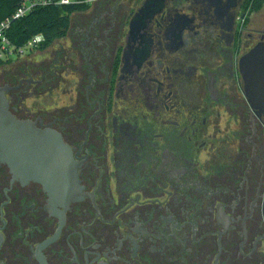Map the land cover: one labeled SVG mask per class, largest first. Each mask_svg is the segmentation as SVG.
I'll use <instances>...</instances> for the list:
<instances>
[{
    "label": "flooded vegetation",
    "instance_id": "1",
    "mask_svg": "<svg viewBox=\"0 0 264 264\" xmlns=\"http://www.w3.org/2000/svg\"><path fill=\"white\" fill-rule=\"evenodd\" d=\"M252 8L96 0L53 62L0 76L19 120L62 135L82 188L65 209L0 165L1 264H264V112L241 70L264 41Z\"/></svg>",
    "mask_w": 264,
    "mask_h": 264
},
{
    "label": "water",
    "instance_id": "2",
    "mask_svg": "<svg viewBox=\"0 0 264 264\" xmlns=\"http://www.w3.org/2000/svg\"><path fill=\"white\" fill-rule=\"evenodd\" d=\"M241 70L249 102L264 112V41L242 59ZM15 89L0 87V165L9 168L13 181L40 184L51 204L67 209L82 198L79 166L60 133L14 115L7 95Z\"/></svg>",
    "mask_w": 264,
    "mask_h": 264
},
{
    "label": "trees",
    "instance_id": "3",
    "mask_svg": "<svg viewBox=\"0 0 264 264\" xmlns=\"http://www.w3.org/2000/svg\"><path fill=\"white\" fill-rule=\"evenodd\" d=\"M22 1L0 0V24L13 16ZM263 7L264 0H253V13L260 12ZM89 8L88 4L39 7L28 16L13 21L7 36L13 45L21 47L34 37L42 35L44 42L39 46L38 51L43 50L65 39L70 31L72 16ZM12 62H6L1 67Z\"/></svg>",
    "mask_w": 264,
    "mask_h": 264
},
{
    "label": "built area",
    "instance_id": "4",
    "mask_svg": "<svg viewBox=\"0 0 264 264\" xmlns=\"http://www.w3.org/2000/svg\"><path fill=\"white\" fill-rule=\"evenodd\" d=\"M96 0H23L13 16L0 24V68L2 64L9 61L22 60L38 50L39 46L44 42L42 35H38L29 40L24 46L17 47L13 45L7 36L13 21L22 19L31 14L39 7H47L51 5H71V4H88L91 5Z\"/></svg>",
    "mask_w": 264,
    "mask_h": 264
},
{
    "label": "rangeland",
    "instance_id": "5",
    "mask_svg": "<svg viewBox=\"0 0 264 264\" xmlns=\"http://www.w3.org/2000/svg\"><path fill=\"white\" fill-rule=\"evenodd\" d=\"M77 15L74 14L71 18L72 22L71 24L74 25V21L76 19ZM252 22L253 23H258L261 20H264V7L262 8V10L260 12H256L254 14H252ZM65 42V39L59 40L57 42H55L52 46L45 48L43 50L40 51H36L34 53H31V55L27 56L24 58L23 62H19V61H13L11 64L5 65L3 67L0 68V76L5 74V73H11L14 70H17V67L20 66L21 64L23 65L24 62H28V63H41V62H53L55 55L52 56L56 50L58 49V46L62 43ZM0 84H3V79L0 78ZM2 86V85H0ZM35 102H39V103H44V98H34V99H29L26 104L27 105H32Z\"/></svg>",
    "mask_w": 264,
    "mask_h": 264
}]
</instances>
